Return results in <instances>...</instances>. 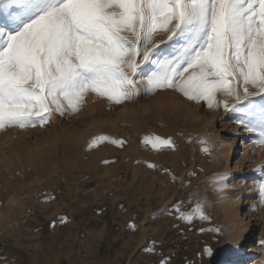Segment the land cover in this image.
Instances as JSON below:
<instances>
[{
	"label": "rangeland",
	"instance_id": "1",
	"mask_svg": "<svg viewBox=\"0 0 264 264\" xmlns=\"http://www.w3.org/2000/svg\"><path fill=\"white\" fill-rule=\"evenodd\" d=\"M151 134L175 147L152 149L143 143ZM101 135L125 143L97 145ZM251 135L222 108L172 90L123 104L89 94L75 115L0 130V264H224L246 228L243 264H264V147ZM201 139L223 147L209 156ZM217 174L228 177L223 192H214ZM196 199L207 201L210 222L178 218L175 206L187 211ZM210 227L221 233L199 231ZM205 245L214 254L201 260Z\"/></svg>",
	"mask_w": 264,
	"mask_h": 264
},
{
	"label": "snow or ice",
	"instance_id": "2",
	"mask_svg": "<svg viewBox=\"0 0 264 264\" xmlns=\"http://www.w3.org/2000/svg\"><path fill=\"white\" fill-rule=\"evenodd\" d=\"M162 90L222 108L252 134L250 143L264 147V0H0V130L75 115L89 94L123 104ZM94 142L125 143L108 135ZM199 142L209 156L223 147ZM143 143L175 147L171 137L154 134ZM258 171L264 206V165ZM227 179L217 174L214 192ZM182 204L175 206L182 221H211L207 201L196 199L187 211ZM199 231L219 235L221 228ZM213 254L205 245L201 260Z\"/></svg>",
	"mask_w": 264,
	"mask_h": 264
},
{
	"label": "bare ground",
	"instance_id": "3",
	"mask_svg": "<svg viewBox=\"0 0 264 264\" xmlns=\"http://www.w3.org/2000/svg\"><path fill=\"white\" fill-rule=\"evenodd\" d=\"M94 97V96H93ZM104 102V101H103ZM102 103V102H101ZM105 103V102H104ZM102 105V104H101ZM104 105V104H103ZM106 105V104H105ZM87 107V106H86ZM89 108V107H88ZM87 109V108H86ZM81 115V114H80ZM236 147L237 146H234L233 147V151L236 152ZM38 164V163H37ZM39 165V164H38ZM40 166V165H39ZM33 173V172H32ZM31 173V174H32ZM10 193V192H9ZM241 197V196H240ZM14 202V201H12ZM236 202V203H235ZM235 211H239L241 209V207H243V204L244 202H242L241 198L237 199L235 201ZM2 220V219H1ZM3 221V220H2ZM2 223V222H1ZM6 226V224H5ZM251 235H250V231H248V228L246 229H243L241 232H239L238 234V237H237V244H235L233 246V244L230 246L228 245L226 247V250H225V256H224V264H228V262H238V264H243L244 263V256H245V252H243V246L247 243L250 242L251 240ZM233 247H238V248H241V251H240V254L239 256H233L231 254V251H232V248Z\"/></svg>",
	"mask_w": 264,
	"mask_h": 264
}]
</instances>
